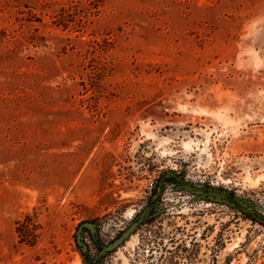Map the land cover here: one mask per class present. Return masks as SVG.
<instances>
[{
	"label": "rangeland",
	"instance_id": "374dc122",
	"mask_svg": "<svg viewBox=\"0 0 264 264\" xmlns=\"http://www.w3.org/2000/svg\"><path fill=\"white\" fill-rule=\"evenodd\" d=\"M264 215V0H0V264H87L151 203L140 164ZM99 264H264V225L165 181ZM89 256L97 246L83 233Z\"/></svg>",
	"mask_w": 264,
	"mask_h": 264
},
{
	"label": "water",
	"instance_id": "95a60500",
	"mask_svg": "<svg viewBox=\"0 0 264 264\" xmlns=\"http://www.w3.org/2000/svg\"><path fill=\"white\" fill-rule=\"evenodd\" d=\"M168 174H172L173 176H176L174 172H167L166 175L162 176V178L159 180V184L155 188L153 195L151 196L152 205L145 207L142 210V212H140L136 216L135 219L131 220L127 224V226L119 233L117 237H115L112 241L105 243L103 248L100 249L93 256V258L87 261V264H95L96 260L99 257H101L104 253L120 246L130 235H132V233L135 231L137 226L140 225L145 219H147L151 215H156L159 213L158 211H155L153 214H150L149 210L151 207L153 206L155 207L158 204V198L163 190L165 177ZM176 180L177 183L175 184V188L177 190H181L189 193L192 196V198H194L195 200L202 199L208 202L224 204L231 208H236L239 211L243 212L244 214L249 215L255 218L256 220L264 223V216L262 212H259L260 210H258L257 204H254L252 200L244 196L235 194L234 192L225 188L211 186L203 183H194V182L186 181L184 177H182V175H177ZM85 227L94 231L95 223L90 221L82 222L76 230V242L82 252H87V245L83 240V234H82L83 229Z\"/></svg>",
	"mask_w": 264,
	"mask_h": 264
},
{
	"label": "flooded vegetation",
	"instance_id": "af4514ba",
	"mask_svg": "<svg viewBox=\"0 0 264 264\" xmlns=\"http://www.w3.org/2000/svg\"><path fill=\"white\" fill-rule=\"evenodd\" d=\"M175 173V172H174ZM175 175L177 176V175H182V177H184V175L183 174H181V173H175ZM176 176H173L172 174H168L166 177H165V181H171L173 184H174V186H175V184L177 183V180H176ZM158 184H159V182H158ZM157 187V186H156ZM163 190H164V187H163ZM163 190H162V192H163ZM161 192V193H162ZM189 194V193H188ZM161 195V194H160ZM159 195V196H160ZM152 205V203H149L148 204V206H151ZM147 207V206H146ZM156 211V206L154 207H151L150 208V210H149V213L150 214H153L154 212ZM157 215V214H156ZM156 215H151L150 217H148L147 219H145L142 223H144L146 220H148V219H150V218H152V217H155ZM247 216H249V215H247ZM264 216V215H263ZM252 220H254V221H256V222H258V223H260V224H263L264 225V223H262L261 221H258V220H256L255 218H253V217H251V216H249ZM141 223V224H142ZM140 224V225H141ZM140 225H138V226H140ZM137 226V227H138ZM84 232H87V234H88V236H89V238H90V240L97 246V252L100 250V249H102L103 248V246L105 245L104 243H102V242H100V240H99V238H98V224H96L95 223V230L94 231H92L91 229H89V228H87V227H85L84 229H83V232H82V234L84 233ZM119 235V234H118ZM117 235V236H118ZM116 236V237H117ZM131 236V235H130ZM114 239V238H113ZM112 239V240H113ZM128 239V238H127ZM126 239V240H127ZM83 240H84V242L85 241H87V240H85V238H84V236H83ZM111 240V241H112ZM125 240V241H126ZM124 241V242H125ZM123 242V243H124ZM122 243V244H123ZM85 244H86V242H85ZM121 244V245H122ZM87 245V244H86ZM120 245V246H121ZM88 247H89V245H87V252H82L81 251V249H80V251H81V253H82V255L84 256V258H85V260H86V263H87V261L88 260H90L91 258H93V256L92 257H90L88 254H89V252H88ZM119 247V246H118ZM118 247H116V248H118ZM116 248H114V249H111V250H109V251H107L106 253H104L101 257H99L97 260H96V262H95V264H99L100 263V260L102 259V258H104L106 255H108L109 253H111V252H113L114 250H116Z\"/></svg>",
	"mask_w": 264,
	"mask_h": 264
},
{
	"label": "built area",
	"instance_id": "2783aa9c",
	"mask_svg": "<svg viewBox=\"0 0 264 264\" xmlns=\"http://www.w3.org/2000/svg\"><path fill=\"white\" fill-rule=\"evenodd\" d=\"M141 170H142V176L146 182V189L148 192H151L157 183V175H154V172L150 169V163L143 161L140 164Z\"/></svg>",
	"mask_w": 264,
	"mask_h": 264
},
{
	"label": "trees",
	"instance_id": "16d2710c",
	"mask_svg": "<svg viewBox=\"0 0 264 264\" xmlns=\"http://www.w3.org/2000/svg\"><path fill=\"white\" fill-rule=\"evenodd\" d=\"M249 217V216H248Z\"/></svg>",
	"mask_w": 264,
	"mask_h": 264
}]
</instances>
